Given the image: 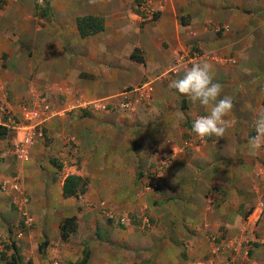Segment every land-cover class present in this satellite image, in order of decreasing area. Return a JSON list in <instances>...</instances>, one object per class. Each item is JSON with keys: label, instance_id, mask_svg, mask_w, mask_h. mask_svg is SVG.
Masks as SVG:
<instances>
[{"label": "crops", "instance_id": "crops-1", "mask_svg": "<svg viewBox=\"0 0 264 264\" xmlns=\"http://www.w3.org/2000/svg\"><path fill=\"white\" fill-rule=\"evenodd\" d=\"M142 1L45 0L25 9L14 2L0 12L7 60L0 106L18 114L42 94L56 113L29 161L14 160L30 167L1 177L0 163V189L16 177L31 204L25 209L37 213L18 254L32 256L27 241L35 235L37 249L47 243L34 264H74L85 246L86 264H188L213 255L264 264V148L248 146L255 114L264 109V0H150V19ZM35 9L51 17L39 19V30ZM85 15L101 16L103 30L80 37L76 18ZM2 24L19 28L15 40L2 38ZM191 48L201 53L196 62L213 66L222 96L233 99L225 135L197 147L191 124L206 109L169 87L192 64L173 71L177 52ZM145 83L153 87L150 99L118 106L122 92ZM94 100L106 108L85 107ZM44 142L63 166L47 161ZM5 143L0 139V149ZM68 175L85 184L64 196ZM6 192L13 205L17 194ZM100 203L126 223L106 219ZM72 215L76 230L62 239L59 223ZM211 235L221 236L217 252Z\"/></svg>", "mask_w": 264, "mask_h": 264}, {"label": "built area", "instance_id": "built-area-1", "mask_svg": "<svg viewBox=\"0 0 264 264\" xmlns=\"http://www.w3.org/2000/svg\"><path fill=\"white\" fill-rule=\"evenodd\" d=\"M150 0H144L141 2L140 11L143 12L145 18H152V11L149 8ZM201 53L195 48L185 49L178 51L173 64V71H176L181 66H187L190 63H194L199 60ZM221 62H233L231 59L218 58ZM0 61V69H1ZM152 84L145 83L131 90H127L121 93V100L118 103L120 108H127L130 106L132 98H137L141 101L150 99L152 94ZM91 106L95 109H105L106 106L100 104L99 101H90L85 104V107ZM0 111L3 113V118L0 120V125L6 128L7 132H12L10 153L13 158L18 162H28L30 159L31 149L37 140L44 138V128L46 122L54 115V111L51 108L48 100L44 95H39L35 100L26 101L19 106V113H14L11 109L0 106ZM205 141L201 140L195 135L194 145L197 147L200 143ZM185 145L190 144L187 140L184 141ZM9 188L17 195L12 198V203L16 209L24 216V224L30 225L32 218L27 214L25 206L28 202V197L21 189L17 178L13 177L11 180L3 182L1 189L5 190ZM263 207V205H261ZM99 211L108 220H112L115 223L125 224L126 219L123 216L115 214L112 210L107 209L104 203H100L98 207ZM213 239V238H212ZM212 261L208 260H193L188 264H211ZM52 264H58L56 260L52 261ZM226 264V263H225Z\"/></svg>", "mask_w": 264, "mask_h": 264}, {"label": "rangeland", "instance_id": "rangeland-1", "mask_svg": "<svg viewBox=\"0 0 264 264\" xmlns=\"http://www.w3.org/2000/svg\"><path fill=\"white\" fill-rule=\"evenodd\" d=\"M45 0H0V12L3 9H10L8 6H12V3L15 2V4H19L21 6V8L23 7L24 9L26 7H28V5L32 7V5H34V3H43ZM13 4V5H15ZM22 8V9H23ZM34 10V9H33ZM36 11V9H35ZM35 15H37V20L33 19L35 24H37L36 26V30H39V25L40 27H43V25L45 24V22L43 21V23H41V21L39 19H43V20H49L51 17L46 15V16H42L41 15V11L35 13ZM32 20V21H33ZM39 20V21H38ZM147 21V20H146ZM29 28V33L32 37L33 33L31 31V26L28 27ZM1 29L5 32H8V34H4L2 35V38H8L11 39L13 38L14 40L16 39V35L17 32H19V28L17 29V32L15 30V28L12 27H8L6 28V25H1ZM43 29V28H42ZM41 29L40 32H43ZM13 35V37L11 36ZM27 35V38H28ZM42 34H37L35 36H38L37 39L39 38V36H41ZM34 36V35H33ZM26 39V38H25ZM32 39V38H31ZM27 45V44H26ZM0 61L3 65V62L5 61V65L7 64V60H6V55L4 54H0ZM50 105H52L51 99L47 98V96H44ZM56 113H54L55 115ZM45 133V130H44ZM12 137L14 138V134L12 132H7L6 134L2 135V137H0V139H4L5 140V144L3 146L2 149H0V163H3V167L5 168L3 170L4 174L1 177H4L8 174H11L14 170L18 169L19 171L21 170V172L23 170H25L29 163L23 166H17L14 162V159L12 158V155L10 153V149H11V142H12ZM43 151L44 154L46 156L47 161L51 162L53 164V166H55L57 169L60 168L61 166H63L62 162L59 161L60 157L57 156V154H53L51 155V148H48L49 146V142H44L43 143ZM35 145V143H34ZM33 145V147H35ZM31 156V155H30ZM70 165V164H69ZM68 164H66V166H69ZM30 167V165H29ZM230 168H234V165H231ZM232 174H233V170H232ZM23 182H24V186L26 187V179L23 178ZM4 191V190H3ZM0 189V194L3 196L1 198L2 200V206L0 208V264H5V262L10 258L11 254L13 253L12 251H14V253L16 255H18L19 258V263L21 264V261L24 262V264H34L36 262V259H44V252H45V246L44 248L40 251L37 249L36 245L38 244V240L35 238V235L31 237V239H29V241H27V248H31L32 249V256H19V245L24 242V237H26L29 232L35 227V222H36V218L35 215H37V213H34V210H26V212L28 213V215L33 218L32 222L30 225L26 226L24 224V216L17 212L16 209L13 207V205L10 203L9 201V194L7 191V189L5 190V192H3ZM11 195V194H10ZM5 198V199H4ZM29 202L26 203V205H30ZM38 205V204H37ZM41 210H39L38 212L42 211V208H40ZM117 214V213H116ZM18 234L21 235V237H17ZM37 237V236H36ZM38 238V237H37ZM211 242L214 244V248L215 251L217 252L218 249H216L219 246V241L221 239L220 235H211L210 237ZM213 238V239H212ZM40 242V239H39ZM12 250V251H11ZM209 258V257H207ZM202 259V260H208V261H212L211 264H225L226 260L225 258L220 257H215L210 256L209 259ZM198 260V259H197ZM37 263V262H36ZM45 264H50L49 262H46ZM226 264H232L231 262H227Z\"/></svg>", "mask_w": 264, "mask_h": 264}, {"label": "clouds", "instance_id": "clouds-1", "mask_svg": "<svg viewBox=\"0 0 264 264\" xmlns=\"http://www.w3.org/2000/svg\"><path fill=\"white\" fill-rule=\"evenodd\" d=\"M213 73V66L206 60L194 62L182 76L169 84L192 103L206 109V114L197 117L191 124V131L201 140L212 136L223 137L226 132L224 118L233 109L232 97L222 96V87L214 82ZM253 128L255 134L248 138V146L256 151L264 148V109L255 114Z\"/></svg>", "mask_w": 264, "mask_h": 264}, {"label": "trees", "instance_id": "trees-1", "mask_svg": "<svg viewBox=\"0 0 264 264\" xmlns=\"http://www.w3.org/2000/svg\"><path fill=\"white\" fill-rule=\"evenodd\" d=\"M76 26L79 32L80 37H86L87 35L94 34L100 32L104 28L103 18L101 16L95 15H85L76 18ZM7 132L6 128L0 125V135L5 134ZM78 183V187L76 184ZM85 182L80 178L74 175H68L66 177V184L64 187V196H68L69 194L75 193L76 190H83V185ZM59 229L62 239H66L71 233L76 230V218L75 216H67L62 218L59 223ZM46 240L42 241L38 245V250H42L46 245ZM89 250L85 246L83 249V256L74 264H86L88 260ZM5 264H20L18 255L14 252L11 254L10 258L5 262Z\"/></svg>", "mask_w": 264, "mask_h": 264}]
</instances>
